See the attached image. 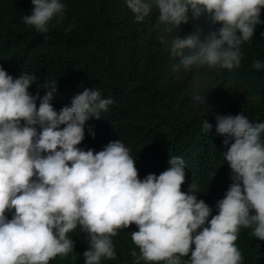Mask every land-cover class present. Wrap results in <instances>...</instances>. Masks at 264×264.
<instances>
[{"label":"clouds","instance_id":"9594fccd","mask_svg":"<svg viewBox=\"0 0 264 264\" xmlns=\"http://www.w3.org/2000/svg\"><path fill=\"white\" fill-rule=\"evenodd\" d=\"M123 4L135 22L158 12L154 26L170 38L169 55L175 60L171 72L191 71L198 89L202 68H238L241 45L264 23V0ZM65 9L64 0H31L30 14L22 21L46 34L50 22L63 20ZM201 18L209 25L206 35L201 27L173 35L180 25ZM251 66L264 69V60ZM34 82L33 73L14 78L0 67V264H49L57 256L64 258L73 253L69 233L78 228L88 245L84 264L115 260L116 238L121 235L117 232L130 224L137 230L127 238L138 248V253L130 250L131 264H242L234 243L241 228H250L254 238L264 241V121L253 123L242 112L215 117L231 183L211 215L212 208L197 198L194 182L182 190L186 166L181 157H169L159 175L141 179L129 147L120 139L95 152L78 147L85 122L107 111L111 98L85 88L71 97L70 106L57 111L52 104L56 83L46 85L38 96L28 91ZM203 91L191 99L206 111ZM211 128L203 120L201 131Z\"/></svg>","mask_w":264,"mask_h":264},{"label":"trees","instance_id":"16d2710c","mask_svg":"<svg viewBox=\"0 0 264 264\" xmlns=\"http://www.w3.org/2000/svg\"><path fill=\"white\" fill-rule=\"evenodd\" d=\"M64 3L63 20L50 22L48 33L41 34L22 21L23 15L30 14L31 0H0V67L14 78L33 73L35 82L28 88L33 95L43 96V88L56 83L52 104L57 111L70 106L71 97L85 88L98 89L102 98H111L113 103L99 118L85 122L84 139L78 147L95 152L120 139L129 147L141 179L149 173L159 175L169 157L179 156L186 166L182 190L194 182L197 198L215 215V204L231 183L223 159L224 138L215 132V117L242 112L253 123L264 121V69L251 66L257 59L264 60V23L241 45L238 68L200 70L205 111L191 99L200 90L193 84V73L171 72L175 60L169 55L170 38L154 26L158 12L135 22L123 0ZM260 19L264 21V8ZM196 27L203 28L205 35L209 30L201 18L180 25L173 35L183 36ZM36 103L38 107V99ZM203 120L212 125L206 133L201 131ZM135 230L130 224L117 232L121 234L116 238L117 257L102 264H131L130 250L138 253V248L127 237ZM69 236L73 253L57 256L49 264H84L86 234L78 228ZM234 243L241 251L242 264H264V241L254 238L250 228H241Z\"/></svg>","mask_w":264,"mask_h":264}]
</instances>
